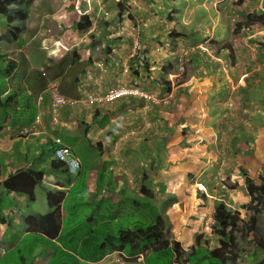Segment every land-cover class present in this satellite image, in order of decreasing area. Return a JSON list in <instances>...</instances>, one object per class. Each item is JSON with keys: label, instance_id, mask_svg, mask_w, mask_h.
Listing matches in <instances>:
<instances>
[{"label": "crops", "instance_id": "1", "mask_svg": "<svg viewBox=\"0 0 264 264\" xmlns=\"http://www.w3.org/2000/svg\"><path fill=\"white\" fill-rule=\"evenodd\" d=\"M177 1L171 0L172 9L162 11L164 9L162 5L155 4L153 0H90V5L85 0H69L80 4L87 11L86 21L90 19L92 22L91 26L88 25L90 28L88 30L96 29L102 33L105 31L103 23L106 16H114L113 11L118 10L117 3H123L128 8L120 13L122 17L120 25L124 24L121 32L131 34L133 37L127 35L120 42L109 40L106 44L98 41L96 43L98 45H93L86 39L80 45L71 40L69 47L61 51L63 53L61 56L51 58L48 48L51 49L54 44L46 47L44 39L31 40L27 51L23 47L16 49L22 52V57L14 58L12 71L5 78L7 86L0 90V97L11 96L6 105V114L0 122V183L17 171L41 169L44 172L43 183L63 191L64 198L60 205L59 230L55 236L48 237L25 226V221L30 215L46 214L50 211L47 202L43 205L41 200L39 203L36 200L44 196L45 190L37 193L35 189V198L29 201L26 195L8 192L0 186V264H5L6 256L16 244L30 235H41L51 241L60 238L64 230V220L68 216L66 202L73 190L76 189L80 194L78 203L90 207L84 223L90 222L91 226L82 232L83 236L78 242L79 249H82L81 240L84 241L87 235L94 234L96 223L100 224L99 230L103 232L102 224L110 223L112 218L117 219L115 208L118 202L124 201L126 189L138 194L140 199L135 202L136 207L148 206L144 203L147 196L140 192L142 185L154 194L169 193L165 199H156L155 202L159 209L163 208L169 222V231L184 250L195 249L202 244L214 251L218 257L224 256L225 242L212 230L213 210L217 202L207 197L200 200L195 195H192V198L188 193H194V189L198 188L207 192V188L212 186L208 181L219 175L213 172L215 169L209 170L211 167L204 166L206 163L204 156L208 158L209 153H212V150L206 149V145L228 144L222 136L224 133L218 136L213 132L214 126L223 128L226 126L223 123L227 122L229 125L230 122L237 121V115L230 113L236 116L234 120H230L226 110L221 113L222 95L218 92L225 91L227 95L236 93L248 95L254 88L248 91L245 86L249 83L250 87H254L258 78L264 79V25L256 23L241 27L235 35L230 33L234 21L233 13L239 11V17L250 11L264 14V0H241L239 4L237 0H212L215 11L211 25H208L207 19L200 17V13L207 11L198 5L196 11L203 12H192L184 24L207 25L205 31L199 33L202 39L184 45L180 38H177L176 44L172 45L168 36L169 30L174 27L177 32L183 33L176 27L177 15L180 14L175 5ZM222 6L227 8L226 11H223ZM70 7L71 10L66 13L76 12L73 5ZM194 8L191 6L190 11ZM106 9L110 12L107 13ZM91 11H97V14ZM50 12L31 11L28 20L45 17L50 15ZM159 13L163 20L158 24L155 20ZM95 16L105 18H101L99 28L94 25ZM73 20L76 22L78 19L74 16ZM74 29L71 31L72 37L75 35ZM214 29L218 31L223 29L218 38H214L216 35ZM88 30L83 33L89 32ZM105 36L112 37L110 33H105ZM213 41L216 45L212 44ZM230 41L234 54V60L231 62L226 58V49L221 47L223 43ZM105 49H108V54L105 53ZM182 53H187L190 58L189 68L185 69L189 72L185 74L177 69L175 57ZM133 55L135 60L132 61ZM16 56L20 57L19 54ZM140 57L148 62L150 71L142 75L136 68V74H128L126 66L139 61ZM206 59L213 60L210 61L209 68L204 64ZM122 64L123 72L116 76L114 65ZM40 67L46 68V77L38 74L42 80L38 86L42 84V87L39 86L36 93L32 91V83L29 81L33 80L36 76L35 71ZM20 69L25 70L23 80L28 82L23 84L29 94L31 91L34 106V113L31 116L21 118L23 123L15 122L14 118L22 117L24 111L20 106L19 94L13 89V85L22 82L17 78ZM23 74L21 73V76ZM50 79L59 82L61 95L74 100L57 108L59 115L57 123L52 122L53 106L46 94ZM120 80L123 86L137 85L145 92L154 93L158 98L156 101H150L128 94L108 104L89 103L88 94H98L119 84ZM223 83L225 88L222 86ZM41 93L44 97L40 101L37 97ZM259 94L263 96L256 99L257 108L264 99V92L259 91ZM260 110L262 123L256 125L258 132L242 133L249 138L247 145L251 148L248 152L240 151L242 153L240 155L243 156L240 157L244 160L249 159L252 166L257 162H263L259 155L261 156L262 151L260 143L264 144V113L263 109ZM220 113L226 120L219 118ZM36 115H40L39 122L34 121ZM28 126L34 132L25 137L20 130ZM237 127L232 128V137ZM55 136L61 137L79 157L80 168L75 175L66 173L63 168L52 167L51 162L54 159L52 138ZM185 140L189 146L185 144ZM90 155H94L93 161L86 163L85 160ZM233 158V164H238L239 158L236 156ZM261 165L264 167V164H260L259 168ZM198 167L201 170L196 171ZM191 168H194L193 171ZM208 175L210 177L206 181ZM160 176L164 177L163 180ZM195 177L197 179L192 183ZM160 185H164L161 192ZM222 200L224 199L219 198V201ZM225 203L234 207L231 203ZM111 207H114V210L109 214L108 209ZM112 236L110 233L105 238L104 249L107 247V241L111 239L108 237ZM99 239L101 240V237ZM112 245L116 246L114 243ZM93 248L97 251L95 244ZM66 249H68L64 251L66 256L75 257V253L76 257L79 256L77 254L79 251L71 253L69 248ZM221 249L222 253H219ZM146 252L148 255H154L150 250H145L144 253ZM254 253V257L253 254L251 256L244 254V258L254 259L263 256L257 251ZM83 257L80 259L77 257L79 264H145L142 253L127 255L118 250L108 252L99 261H89ZM174 257L175 255L172 259ZM20 259L26 263L24 255H20ZM38 261L40 262L34 261L33 264H45L42 259ZM175 264L189 262L180 257L175 260Z\"/></svg>", "mask_w": 264, "mask_h": 264}, {"label": "rangeland", "instance_id": "2", "mask_svg": "<svg viewBox=\"0 0 264 264\" xmlns=\"http://www.w3.org/2000/svg\"><path fill=\"white\" fill-rule=\"evenodd\" d=\"M153 1L155 4H159L160 6L162 5V8H164L162 11H168L169 9H172L171 0H153ZM211 2L212 0H178L177 1L175 5L178 8V11H180V14L177 15L178 21L176 23V27L178 28V30L182 32H186V35L182 36V38L180 39V42L182 44L186 45V44L194 43L195 40L197 39H202L199 33H203L207 25L198 24V26H195L193 23L184 24V21L188 20V16L191 15L192 12L194 13L203 12V11H196V9L198 8L197 6L200 5V7L202 6L205 9V11H207V13H203V14L200 13L201 15L200 17H202L203 19H207L208 25H211L213 23L212 16L215 11L214 6H212ZM65 3L67 4L64 5ZM147 4H149V2H147ZM70 5H73V3L69 2V0H32L28 4V8L26 11H29V14L31 13V11H40V12L51 11L50 15H46L45 17H37V18L34 17L31 20H27V25H28L27 30L19 33L21 34V37L25 40L23 46L20 47L18 45L19 43L16 42L17 41L16 35L13 37V40H9V41L5 40L0 42V84H2V80L6 78L7 75L6 71L8 70V68L13 67V63L15 62L14 58L17 59L21 58L16 56V54L19 53V51L16 49L19 47L20 48L23 47V49L27 51V49L30 48L29 46L30 41L35 38L40 40L44 39V41L46 42V47H48L49 44H54V46L51 47V49L53 48L52 49L53 54H49V55L51 57L53 55L55 57H59L63 54L61 53V51L64 50L61 48V44L65 46V48H68L71 40H74L77 44L80 45L86 39L89 43L91 42V44L93 45H98L96 44L98 41L105 42L106 44L109 40H111L112 42H120L124 40V38H126L127 35L133 37L131 34H124L123 32H121V29L124 27L123 26L124 24L122 25L123 26L122 27L120 25V22L118 21L117 15H115L117 9L116 11H113L115 12L114 16L112 17L106 16V19L101 17L106 20L105 26L103 24V29L105 28L104 29L105 31H103V33L101 31H97L96 29L95 31L88 30L90 28L87 29L89 32H86L85 34L81 31H78L77 29L75 31L74 26L77 24V21L75 22L73 20V17L75 16L79 20V16L76 12H74L73 14L70 13L71 15L66 13V11L71 10L72 7H70ZM191 6L195 7L192 11H190ZM222 8L223 11H226L227 9L224 8L223 6ZM96 12L97 11H91V13L94 14H97ZM106 12L109 13L110 11L106 9ZM101 18L95 16L94 19L95 20L94 25L98 26V28L101 27V21H100ZM156 18L157 19L155 21H157L158 24L160 21L162 22L163 20L161 18V13H159L156 16ZM7 23H8L7 20L0 19L1 32L4 30V27ZM35 28H37V31L34 30ZM73 29L75 35L73 34L74 36L72 37L71 31H73ZM199 29L201 30L199 31ZM221 31L214 29V32L216 34L214 38H218L219 33ZM105 33L108 34L110 33L112 37L111 38L106 37ZM69 34L71 36H69ZM90 34H92V36H90ZM137 38H139L138 35ZM51 49L48 48L50 53L52 51ZM105 53L108 54L107 52ZM193 57L196 59L195 55ZM9 60L10 61L12 60L14 62L10 64ZM210 61L213 60L206 59L204 62V64L208 68L211 67ZM214 63L216 62L214 61ZM114 67L116 70V76H118V74H121L123 72V68H124L123 64L120 66L114 65ZM213 68H215V66ZM118 69L120 70L118 71ZM142 70L144 71V69ZM21 72L22 69H20L19 72L17 73V78L19 79L21 78L22 82L20 84L13 85V89L17 94H19L18 96H19L20 106L21 108L25 109V113L22 114V117L16 116L14 118H15V122L23 123V120L21 118L23 117L27 118L30 115H32L34 113V106L32 104L33 96H31V94L28 93L27 89L23 84V83L27 84L28 80L27 81L25 79L23 80L24 74L21 76ZM188 72L189 70L187 69L186 73ZM10 82H12V80H10ZM119 83L122 84V81L120 80ZM222 86L224 88L226 87L224 83L222 84ZM253 86L254 87H250L249 83L245 86L246 90L248 91H251L252 88H254L248 95L247 94L240 95L239 93H236V95L233 94L227 95L225 91L218 92L220 95H222L220 98L221 99L220 106L222 107L221 113H223L225 110L238 109L239 112L236 119L238 120L239 125H247L248 127H250L251 131H249V133L251 134L258 132V127H256V125L262 123L260 122V120H262V117L260 115L261 112L260 109H263V113H264V99H262L263 102L262 104L259 105V108H257L256 106V99L258 97L263 96L262 94H259V91L264 92V79L261 77L258 78ZM2 88L3 87L0 86V90ZM242 95H243V103L241 105H238L237 103H232L229 106L226 103V102H235L237 99H241L240 96ZM221 113L219 115V118L221 120L222 119L226 120L225 118H223ZM0 115H1V111H0ZM180 116L183 117L182 114ZM219 123L220 122H218V124ZM225 125L227 127H224L222 129L223 131H225V133L222 136L224 137L225 141L228 144L224 146L221 144L218 145L216 143L206 145V149L212 150V153H209L210 156L208 158L204 156L205 157L204 160L206 162L204 166L205 167L209 166L211 167L209 170L215 169L213 170V172L219 173L218 177L213 176L214 178H212L213 180L211 181L210 180L208 181V177L210 176L209 175L206 176L207 177L206 181H208V184L212 185L209 186V189L207 188L206 196L211 201L218 202L219 198H222L228 203H231V205H233V204L243 203L249 200V197L246 193L247 191H249V189H247L244 186L243 178L239 171V166L241 165L246 167V169L248 170V175L254 179H258L259 174L262 173L264 169L263 165H261L259 168L260 164H264V157H263L264 144L262 142L260 143V147L262 148V151H261V156L259 155V157L262 158L263 162L262 163L257 162L255 163V166H252L249 159L244 160L241 158L243 156H241L242 153L240 152L243 150L248 152V150L251 148L250 145H247L249 138H246L244 136L245 134L237 135L235 133L234 136L232 137L231 127L229 128L227 123H225ZM213 132L219 135L218 130H214ZM238 132L240 133L241 131L238 130ZM185 144L189 146V143L186 140H185ZM209 145H213V146L211 147ZM220 146H223V148H220ZM195 156L197 157L196 153ZM235 156L236 158H239L237 162L238 164H233L234 161L233 157ZM93 158L94 155H90L88 159L85 160V162L86 163L92 162ZM209 158L211 159V161H209ZM193 169L194 168H191V171H193ZM197 170H201V168L198 167L196 171ZM160 177L162 178L161 180H163L164 177L163 176ZM195 179H197V177L194 178V181L192 183H195ZM240 184L241 186H239ZM162 190H164V185H160V192ZM36 191L37 193H40V191H43V188L41 186L40 187L37 186ZM189 193L188 195L191 196L195 195L198 199L200 200L203 199L198 194V191L196 189H194V193L192 192ZM167 194L169 193L168 192H164L163 194L155 193L152 195V199L154 201L156 199H162L166 197ZM79 195H80L79 192H77V190L75 189L72 191L69 198L67 199L66 211L68 216L64 220V230L59 239L55 241H51L42 237L41 235H37V236L30 235L16 244L15 248H13L12 251L6 256L5 264H33L34 261L40 262L38 260L41 259L43 260V262H45V264H79V261H77V257H79L80 259V257L82 258V256H84L83 258L91 260V258L97 254L100 243L106 241L105 238L107 237L108 234L111 233L114 237H112L111 241H107V243L112 242V244L114 243L116 245H120L121 238L116 237V235H119L118 233H120L123 230H126L127 228L128 229L136 228L134 222L136 223L142 222L143 226H147L149 222L148 216L152 209L149 208V206L146 207V205H143L142 208L136 207L135 202L138 199H140L138 197V194L129 189H126V193L124 195L125 197L123 198L124 201L118 202L117 208H115L117 212V219L115 220V218H112L110 220V223L102 224V228H104L103 232H100L99 230L100 224L96 223L95 225L96 229L94 234L87 235V238L84 241L81 240L82 249H79L78 242L83 236L82 232L86 231L91 226L90 222L84 223L87 212H89L90 207H85L83 204L78 203ZM145 199L146 198H143V200ZM36 200L37 203H39L41 200L43 202V205H45L46 204L45 194L43 197L42 196L38 197ZM113 210L114 207L109 208L108 209L109 214ZM120 235L122 236V239L126 238L127 236L126 234L123 235L120 234ZM99 237H101V240L99 239ZM82 241L85 243L84 248H83L84 244H82ZM93 244L97 246V248H95L97 251L93 250L94 249ZM108 245L109 243L107 244V246ZM66 248H69L71 253H75V251H79L77 253L79 254V256L77 255L76 257V253H75V257H71L70 255L66 256V252H64L68 250ZM204 248L205 245L201 244L198 247V251H202ZM219 253H222V249L219 251ZM20 255H24V257L26 258V263H23L21 261ZM45 257H47V259H44Z\"/></svg>", "mask_w": 264, "mask_h": 264}, {"label": "trees", "instance_id": "3", "mask_svg": "<svg viewBox=\"0 0 264 264\" xmlns=\"http://www.w3.org/2000/svg\"><path fill=\"white\" fill-rule=\"evenodd\" d=\"M32 0H0V17L8 21L6 31L0 34V40H11V35L15 32V28L20 30L26 29V21L29 17L28 4ZM241 1V0H238ZM118 12L117 17L120 19V13L128 6L121 2L117 3ZM256 11L247 14L245 23H249L256 18ZM77 22V29L83 31L86 29L87 23H84V16H81ZM240 23L238 22L237 25ZM169 37L176 38L180 33H177L175 28H171L168 32ZM108 50V49H107ZM22 57V55L20 54ZM23 64V63H22ZM21 64V67L23 65ZM12 67L6 71L11 73ZM25 70L22 69V74ZM39 72L35 71L32 83V91L38 93L39 86L42 87ZM55 76V74H54ZM21 79V78H20ZM20 81V80H18ZM1 87H6V79L2 80ZM30 91V89H29ZM31 96L32 93L30 91ZM11 96L0 97V122L3 115L6 114V105ZM5 109V110H4ZM25 113V109L22 114ZM31 116V115H30ZM53 168H63L66 173H69L65 164L57 159L51 162ZM240 173L244 176V184L249 189V201L240 204V208L246 209V218L242 220L240 213L232 207H228L224 201H219L213 211L212 230L215 234L225 240L226 248L224 249V256L218 257L216 253L210 250L206 245L202 251H198V247L191 250H184L179 241L173 239L169 231V222L164 214V210L159 209L154 200H152V193L145 185L140 187V192L147 196L144 201L152 210L149 213V222L147 226L143 223L134 222L136 228H127L116 235L121 238V244L113 247L112 242L105 248V242L99 245V251L89 261H99L108 252L112 250L122 251L127 255H134L142 253L145 264H175V260L184 257L189 264H264V170L259 174L258 179H254L248 175V170L244 166L239 167ZM44 172L41 169H26L17 171L14 174L7 176L1 183L5 190L12 193H21L27 196L29 201L35 198V189L41 186L45 190V197L50 211L46 214L30 215L26 221L25 226L29 230H36L44 233L48 237L55 236L60 227V205L64 198V192L53 189L50 185L43 183ZM202 197L205 195L203 193ZM205 199V198H204ZM240 230H244L242 237ZM120 234H126V238L122 239ZM114 237V236H112ZM112 237H108L112 240ZM107 239V240H108ZM141 242V243H140ZM145 250H150L154 253L153 256L148 255ZM262 254L261 258H244V253ZM156 254V255H155ZM255 254V253H254ZM175 255L174 259L172 257ZM249 260V261H248Z\"/></svg>", "mask_w": 264, "mask_h": 264}, {"label": "clouds", "instance_id": "4", "mask_svg": "<svg viewBox=\"0 0 264 264\" xmlns=\"http://www.w3.org/2000/svg\"><path fill=\"white\" fill-rule=\"evenodd\" d=\"M89 5H90V0H85ZM235 3H236V1H235ZM237 4H239V1L237 0ZM73 7H74V9H75V11H76V13L79 15V20L81 19L82 20V18H81V16H84L85 18L83 19V21L85 22V23H87V26H86V29L85 30H83V31H81V32H84V31H86L89 27H88V25L89 26H91L92 25V22L90 21V19H89V21L87 22L86 21V17H88V15H87V11H85L84 9H83V7L82 6H80V4H77V3H73ZM119 10H117V12H118ZM124 12V11H123ZM250 12H252V11H250ZM249 12V13H250ZM257 13V12H256ZM239 11H237L236 13H233V17H234V21L232 22V24H231V34L232 35H235L236 34V32L238 31V29H240L241 27H247V26H251V25H253V24H256V23H259L260 25H264V14H262V13H257V16H256V18L254 19V20H252V21H249V23H245V21H246V19H247V14H245V16H241V17H239ZM28 15H29V12H28ZM116 15H117V13H116ZM29 18V17H28ZM118 18V17H117ZM0 19H4L3 17H0ZM122 19V17L119 19L118 18V21H120ZM28 20V19H27ZM79 20H77V22L79 21ZM240 23L239 25H237V23ZM26 24H27V21H26ZM104 26H105V24H106V20L104 21ZM6 27H7V24L5 25V27H4V30L1 32L0 31V34H4L5 33V31H6ZM74 28H75V30L77 29V24L74 26ZM172 28H174V27H172ZM25 30H27V26H26V29ZM25 30H20L19 28H15V32L11 35V40H13V37L16 35L17 36V43H19L18 45L21 47V46H23L24 45V42H25V40L21 37V34H19L20 32H23V31H25ZM35 30V29H34ZM78 30V29H77ZM176 30V29H175ZM78 31H80V30H78ZM177 32V31H176ZM177 33H180V32H177ZM184 35H186V32H183V33H180V35L179 36H175L176 38L174 39V38H172V37H169L170 38V43L172 44V45H174V44H176V42H177V38H182V36H184ZM90 36H92V34H90ZM139 36V35H138ZM168 36H169V34H168ZM22 39H23V42H22ZM36 39V38H35ZM6 39H2V40H0V42L1 41H5ZM6 41H9V40H6ZM212 44H215L216 45V43L213 41L212 42ZM221 47H223V48H225L226 49V51H227V53H226V58H228V61H232V60H234V54H233V52H232V42L230 41V42H225V43H223V45H221ZM44 49H46L45 47H43ZM61 48H63L64 50L66 49L65 48V46H63L62 44H61ZM52 50V49H51ZM53 52V50L51 51V53L50 54H53L52 53ZM105 52H107V49H105ZM22 52L21 51H19V53H17V54H21ZM65 56V55H64ZM188 54L187 53H182L181 55H176L175 57H177V69L178 70H180V71H183V74H185L186 73V68L187 67H189V64H190V58L188 59ZM21 57V56H20ZM53 57H54V55H53ZM50 58H51V56H50ZM17 59V58H16ZM131 60L133 61V60H135V56L133 55V57L131 58ZM9 62H10V64H12L14 61H10L9 60ZM126 70H127V72L129 71V73L128 74H132V75H134V74H136L137 72H136V68H138V72L139 73H141L142 75H144L145 74V72H149L150 71V66L148 65V62L147 61H144V59H143V57H140L139 58V61H134V63H130L128 66H126ZM11 69V68H10ZM142 69H144V71L142 70ZM46 68L45 67H40L37 71L41 74V76H43V77H46ZM132 71H134V72H132ZM52 82H56L57 83V85H58V91H59V82L57 81V80H55V79H50L49 81H48V86H47V89H46V94L49 96V98H50V100H51V105L53 106V113H52V116H51V119H52V122L53 123H57L58 122V113H57V108H60L61 106H63V105H66V104H70L71 102H73L74 100H71V99H67L66 97H64L63 95H61V93H60V91H59V94L62 96V97H64L66 100H67V102L66 103H64V104H61V105H54L53 104V101H52V97L50 96V94H49V92H48V87H49V85L52 83ZM119 87H133V88H137V89H140V90H142L139 86H137V85H128V86H123V84H117V85H115V86H113V87H111V88H109V89H107V90H104V91H102V92H100V93H98V94H88L87 96H88V100L90 101L89 103H97V104H108V103H112V102H114V101H116V100H118V99H120L121 97H119V98H117V99H115V100H113V101H106V102H99V101H95V100H93V98L94 97H99V96H103V95H105L106 93H107V91H109L110 89H114V88H119ZM144 93L143 94H145L146 96H144V95H138V94H130V95H137V96H139V97H143L144 99H146V100H150V101H156V98H158L154 93H148V92H145L144 90H142ZM126 95H128V94H126ZM244 95V94H243ZM243 95L242 96H240V98L241 99H237L235 102H226L229 106L232 104V103H237L238 105H241L242 103H243ZM124 96V95H123ZM43 97H44V94L43 93H41V94H39V96L37 97V99H39L40 101L43 99ZM238 109H236V110H230V112H229V110H226V114L228 115V116H230V120H234L235 119V117L236 116H232L231 114H235V115H237L238 116ZM231 113V114H230ZM37 117H39V119H38V121H37ZM54 117H55V119H54ZM34 121H36V122H39L40 121V115H36L35 117H34ZM227 123V122H226ZM223 124H225V123H223ZM230 125V126H229ZM229 125H228V127L230 128L231 127V129L233 128V126H238L237 127V129H235L236 131H235V134H237V135H241L243 132H245V131H251V128L250 127H248L247 125H239V123H238V120L237 121H234V122H230L229 123ZM225 127H227V126H225ZM23 128H26V127H23ZM23 128L20 130V133L22 134V135H24L25 137L26 136H28L30 133H32V131L34 132V130L33 129H31V127L30 126H28L27 128H29L30 129V132L29 133H27V134H24V133H22V130H23ZM224 128V127H223ZM223 128H218V127H216V126H214V130H218V132H219V135L220 134H223V133H225V131H223L222 129ZM238 130L239 131H241L240 133L238 132ZM218 135V134H217ZM218 135V136H219ZM56 137H59V136H55V137H53L52 138V142H53V155H54V148L55 147H57V145L55 144V142H54V138H56ZM59 138H61V137H59ZM62 140V139H61ZM62 142H63V140H62ZM64 143V142H63ZM65 144V143H64ZM66 145V144H65ZM66 146H68V145H66ZM69 147V146H68ZM71 148V147H70ZM72 149V148H71ZM73 150V149H72ZM74 151V150H73ZM75 153V152H74ZM76 154V153H75ZM77 155V154H76ZM54 158L55 159H57L56 157H55V155H54ZM79 158V157H78ZM58 160V159H57ZM60 161V160H59ZM79 161H80V159H79ZM62 162V161H61ZM64 163V162H63ZM65 164V163H64ZM65 166H66V164H65ZM241 166V165H240ZM239 166V167H240ZM67 167V166H66ZM80 168V167H79ZM246 168V167H245ZM67 169H68V167H67ZM79 170V169H78ZM78 170H77V172H78ZM264 170V169H263ZM68 171H69V169H68ZM76 172V173H77ZM69 173H72V172H70L69 171ZM75 173V174H76ZM73 175H75L74 173H72ZM241 176H242V178H243V183H244V176L241 174ZM239 186H241V185H239ZM244 186H245V184H244ZM246 187V186H245ZM247 188V187H246ZM248 189V188H247ZM151 191V190H150ZM198 194L201 196V198H203L202 197V194L201 193H203L204 195H205V197L204 198H206L207 196H206V191L204 190V189H201V188H198ZM151 193H152V195L154 194L153 193V191H151ZM247 193V195H248V197H249V191H247L246 192ZM153 200V199H152ZM222 201H224V202H227V201H225V200H222ZM249 200H247L246 202H248ZM219 202V201H218ZM217 202V203H218ZM216 203V204H217ZM243 203H245V202H243ZM240 204H242V203H239V204H233V206L234 207H232V209H236V210H238L239 211V213H240V218L242 219V220H244L245 218H246V215H247V213H246V209H243V208H240ZM228 207H231V206H229V205H227ZM214 211V210H213ZM165 214V213H164ZM240 233H241V236L240 237H242L245 233H244V230H240ZM225 241V240H224ZM226 242V241H225ZM226 248V244H225V247H224V249ZM224 251V250H223ZM244 254H248V255H252V251L250 252V253H244ZM244 254H243V256H244ZM255 256V254L253 253V257ZM250 258V257H249ZM253 258H250V260H252Z\"/></svg>", "mask_w": 264, "mask_h": 264}, {"label": "built area", "instance_id": "5", "mask_svg": "<svg viewBox=\"0 0 264 264\" xmlns=\"http://www.w3.org/2000/svg\"><path fill=\"white\" fill-rule=\"evenodd\" d=\"M48 92L50 96L52 97V101L54 105H61L67 102V100L59 94L58 85L56 82H52L49 85ZM143 93L144 92L142 90L137 89V88L119 87V88L110 89L109 91H107L105 95L94 97L93 100L99 101L100 103L106 102V101L110 102L126 94H138V95L146 96ZM38 119L39 117H37V121ZM29 132H30V129L27 127L23 128L22 130V133L24 134H27ZM54 142L57 145V147L54 148L55 157L58 160L64 162L66 166L68 167L69 171L75 174L80 167V161H79L78 156L74 153V151L70 147L66 146L62 142L61 138L59 137L54 138Z\"/></svg>", "mask_w": 264, "mask_h": 264}]
</instances>
